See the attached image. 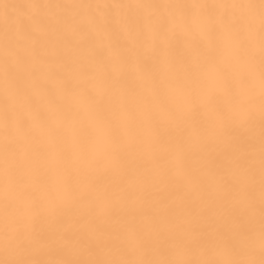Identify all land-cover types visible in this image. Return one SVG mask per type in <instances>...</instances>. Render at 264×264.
<instances>
[{
    "label": "snow or ice",
    "instance_id": "obj_1",
    "mask_svg": "<svg viewBox=\"0 0 264 264\" xmlns=\"http://www.w3.org/2000/svg\"><path fill=\"white\" fill-rule=\"evenodd\" d=\"M0 264H264V0H0Z\"/></svg>",
    "mask_w": 264,
    "mask_h": 264
}]
</instances>
